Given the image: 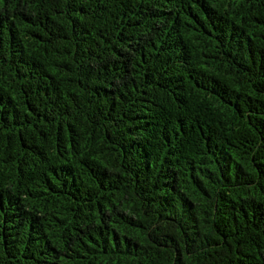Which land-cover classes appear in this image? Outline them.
<instances>
[{"label":"trees","instance_id":"trees-1","mask_svg":"<svg viewBox=\"0 0 264 264\" xmlns=\"http://www.w3.org/2000/svg\"><path fill=\"white\" fill-rule=\"evenodd\" d=\"M0 264H264V0H0Z\"/></svg>","mask_w":264,"mask_h":264}]
</instances>
